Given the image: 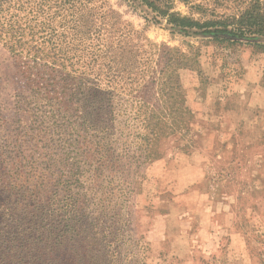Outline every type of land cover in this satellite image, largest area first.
<instances>
[{"label":"rangeland","instance_id":"1","mask_svg":"<svg viewBox=\"0 0 264 264\" xmlns=\"http://www.w3.org/2000/svg\"><path fill=\"white\" fill-rule=\"evenodd\" d=\"M254 1L171 5L193 19H231ZM107 3L158 48L165 71L158 85L143 79L142 97L116 91L108 107L105 92L67 96L54 126L0 43V243L38 216L35 235L55 237L61 204L73 203L98 221L121 264H176L151 252L145 237L153 221L157 235L166 221L175 235L198 222V237L208 235L200 264H264V35L213 42L170 28L142 2ZM116 79L128 91L140 82ZM50 248L32 253V264L44 263L41 254L62 264L65 252Z\"/></svg>","mask_w":264,"mask_h":264},{"label":"trees","instance_id":"2","mask_svg":"<svg viewBox=\"0 0 264 264\" xmlns=\"http://www.w3.org/2000/svg\"><path fill=\"white\" fill-rule=\"evenodd\" d=\"M136 1L156 10V16L163 18L170 28L212 35L213 42L233 44L247 35H264V0H255L238 17L204 20L173 11L171 0ZM0 43L13 58L29 93L45 100L43 111L54 126L64 110V97H95L105 92L110 103L120 90L126 95L136 92L135 98L142 97L143 79L150 77L158 85L160 74L162 78L165 71L163 67L158 69L156 45L107 0H0ZM171 62V56L165 64L161 61L165 66ZM124 76L140 78L136 89L128 91L122 82L116 81ZM146 101H138L139 107L145 108L139 114H146ZM102 108L105 110L107 105ZM145 122L144 115L141 125ZM155 133L150 129L151 136ZM61 212L64 216L57 230L61 229L55 237L51 235L53 238L35 235L33 229L42 220L39 216L29 220L26 227L18 223L13 233L15 240L0 243V264H32L36 260L32 253L53 246L65 252L62 264H121L118 248H109V240L97 220L94 223L92 216L73 203H62ZM24 218L17 215L15 222ZM41 257L43 264L50 263L45 255Z\"/></svg>","mask_w":264,"mask_h":264},{"label":"crops","instance_id":"3","mask_svg":"<svg viewBox=\"0 0 264 264\" xmlns=\"http://www.w3.org/2000/svg\"><path fill=\"white\" fill-rule=\"evenodd\" d=\"M165 227L162 226V230L155 234L153 229L155 228V223L153 221L147 231V238L149 240V246L153 254L159 255V253H167L169 256L175 257L176 264H200V255L204 256L203 248L205 243L208 241V235H204V239L198 237V222H191L189 224V229H185V233H178L172 231L169 221H166ZM193 231L194 236L192 239L187 238ZM206 233V229H203ZM175 235V236H174ZM177 236L179 237V242L176 241Z\"/></svg>","mask_w":264,"mask_h":264}]
</instances>
